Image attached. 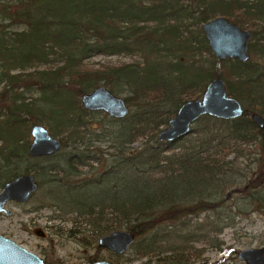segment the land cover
Returning <instances> with one entry per match:
<instances>
[{
	"label": "trees",
	"instance_id": "16d2710c",
	"mask_svg": "<svg viewBox=\"0 0 264 264\" xmlns=\"http://www.w3.org/2000/svg\"><path fill=\"white\" fill-rule=\"evenodd\" d=\"M2 5L4 14L8 8L18 7L7 16L11 24L24 25V30L8 32L1 25L0 83L2 94L10 97L12 104L5 113L0 104V117L8 113L10 118L1 123L9 130L24 121L35 123L43 118L48 122L53 134L61 136L62 149L67 145L75 149L67 158L68 171L56 169L55 174L79 175L77 166L86 164L79 159H90L91 144L80 149L87 134L85 117L101 111L84 109L80 95L97 83L109 85L113 93L126 94V117L115 119L104 113L115 126L113 133L104 134L110 136L111 151L97 152L102 158L105 154L107 169L80 187L109 180L111 194L104 201L70 200L65 207L74 215L71 220L92 226L96 237L123 225L136 240L172 223L185 233L163 229L169 237L164 241L167 244L159 245L160 240L153 238L137 255L156 256L154 264H192L200 252L191 243L207 238L208 231L220 229L219 223L209 221L193 226L196 233L191 234L187 215L221 208L223 200L215 194L228 173L229 154L242 155V145L249 143H258L264 154V128L258 129L248 118L252 112H264V0H6ZM215 16H224L251 32L247 61L218 60L212 54L201 25ZM120 53L135 59L97 68L83 65L91 56ZM17 68L21 71L12 73ZM27 68H37L40 74L41 79L35 82L42 91L38 98L16 93L32 74ZM215 77L225 81L228 95L246 104L247 119L205 115L187 135L158 141L157 132L176 109L184 101L200 97ZM49 93L60 96L59 101H51ZM36 100L60 107V118L41 113ZM138 140L141 146L133 150L132 144ZM0 141L3 166L11 167L15 159L28 157L26 141H17L11 148L2 135ZM261 166L264 168V163ZM26 169L22 170L29 171ZM44 171L34 169V175ZM11 172L5 179L16 174ZM126 179L133 192L123 196ZM263 187L264 182H253L249 188L254 192L251 199L258 200V208L264 210ZM63 195L54 199L63 204ZM215 213L216 219L223 218Z\"/></svg>",
	"mask_w": 264,
	"mask_h": 264
},
{
	"label": "rangeland",
	"instance_id": "374dc122",
	"mask_svg": "<svg viewBox=\"0 0 264 264\" xmlns=\"http://www.w3.org/2000/svg\"><path fill=\"white\" fill-rule=\"evenodd\" d=\"M5 4L6 0H2ZM18 7L14 6L8 8V11L1 17V24H4V29L8 32H15L24 30V25L11 24L7 13L16 11ZM1 51V50H0ZM135 59L133 55H126L123 53L112 55H95L84 59L83 65L85 67L97 68L100 64H119L123 62H130ZM264 61V58H263ZM60 63V62H59ZM58 63V64H59ZM262 65V61H261ZM264 67V66H263ZM40 67L39 69H42ZM27 72L32 73L31 76L24 80L23 83L16 89V93H23L27 97L38 98L42 95V91L35 85L41 77L38 74L37 68H27ZM264 70V68L262 69ZM21 69H14L12 73H17ZM2 85L0 83V104L4 106L1 111L4 113L8 110L11 104V98L2 94ZM29 85L26 89V86ZM104 85L95 84L94 87ZM109 89V85L105 84ZM93 87V88H94ZM91 88L90 90H92ZM89 90V91H90ZM88 91V92H89ZM14 92H10L9 95ZM122 98L126 96L124 93H114ZM48 98L51 101H59L60 96L53 93L48 94ZM36 104H40L41 113L47 115L51 113L55 116H59L60 107H54L50 104L36 100ZM60 106V104H58ZM246 107L245 103H242ZM129 107V106H128ZM10 112V110H9ZM63 112V111H62ZM264 118V112L256 111ZM2 115V114H1ZM58 118V119H59ZM108 116L102 112L94 113L85 117L87 119V134L85 135V144H82L80 149L91 144L89 148L90 159H79L84 161L85 165H78L77 170L79 175H67L55 174L50 167H56L59 170L68 171V156L72 154L75 149L67 145L64 149H60L57 154L48 159H34L31 157L19 158L20 160H14V164L11 167L3 166V161L0 159V188L5 181V178L13 173H21L22 169L33 164L35 166H44V174L35 176L38 187L36 193L31 197L28 203L18 204L15 202H9L5 204V208L11 211L10 215L0 212V235H3L14 243L20 245L26 250L37 255L41 259H44L47 264H69L77 261H84L88 258L97 256L99 259H106L112 264H154L153 261L156 256L142 255L138 256L137 251L141 250L144 243L147 245L151 239H159V245L164 243L168 239V235L164 231L178 230V235H183L185 232L179 231L180 227L172 225V223H166L169 225L159 226L148 235H144L139 240H134L133 244L128 248L124 254L113 255L104 248L97 246V237L95 236L92 226L86 223L78 222L74 223L72 213H69L68 207L70 200H78L82 203H89L94 201H104L111 194L112 183L109 180H105L102 184L89 185L84 189H80L81 185L89 180L98 178L100 172L107 169V160H105V154L103 158L97 152L109 153L111 144L109 141V134L113 133L115 126L111 125L108 120ZM9 114L2 115L0 117V135L7 139L10 148L17 143V141L23 144L25 141L28 144L31 141L30 127L33 124L43 125L50 135L61 139L60 135H54L50 129L48 122H45L43 118L31 123L24 121L21 126H15L12 130H7L5 125L1 122L9 120ZM10 121V120H9ZM197 124V123H196ZM194 123L191 128L195 129ZM26 132V133H25ZM25 133L24 138L21 136ZM62 140V139H61ZM183 142L177 145L178 147ZM2 142L0 141V145ZM141 146V140L132 144L133 150ZM243 154L235 156L233 153L229 154L228 160L230 161L229 170L225 178L221 181L220 198L223 200L221 208L213 211L200 212L198 214L187 215V219H191L189 229L190 233L193 226L196 224H207L209 221L212 224H217L219 231H208L206 233L207 238L204 240H197L191 245L195 248V251L200 252L198 260H194L192 264H213L224 260L223 264H244L238 261L236 258V251L246 247H260L264 245V210L259 207V201L251 199L250 193H254L253 189L249 188L253 182H264L263 171L261 166L264 160L261 154L258 143H249L242 145ZM21 150V149H20ZM23 151V150H21ZM27 156V155H26ZM95 158V159H93ZM14 159V158H13ZM106 161L98 163L97 161ZM112 158H110V162ZM18 166V170H13ZM21 167V168H20ZM20 169V170H19ZM54 177V178H51ZM128 178V177H127ZM50 179H54L49 183ZM82 188V187H81ZM57 190V191H56ZM58 192V193H57ZM64 193V203L58 202L54 199L57 194ZM132 186L126 179V188L123 191V196L132 193ZM264 192V187L261 189V194ZM230 193V198L226 200V194ZM256 195V194H254ZM52 196V197H50ZM250 196V197H249ZM108 200V199H107ZM181 198L177 201L180 202ZM221 215V219H216L217 214ZM228 223V224H227ZM41 229L43 236L36 235L34 231ZM117 229H125L122 225ZM205 231V232H206ZM202 235V232H197ZM84 240V241H83ZM86 241L90 243H86ZM140 243V246H138ZM173 243V242H172ZM235 251V254H234ZM160 253V249L158 251ZM143 253V252H141ZM165 255V254H164ZM150 257L152 260H150ZM159 264H163L159 262Z\"/></svg>",
	"mask_w": 264,
	"mask_h": 264
},
{
	"label": "water",
	"instance_id": "95a60500",
	"mask_svg": "<svg viewBox=\"0 0 264 264\" xmlns=\"http://www.w3.org/2000/svg\"><path fill=\"white\" fill-rule=\"evenodd\" d=\"M208 47L218 60L237 59L245 62L249 59L248 41L251 32L242 29L224 16H215L201 25ZM81 106L91 112L101 111L109 117L122 119L129 113L124 98L111 92L106 86L99 85L89 92L80 95ZM244 109L238 99L228 95L225 81L221 77L211 79L205 86L202 95L184 101L157 132L158 141H173L187 135L192 125L202 116L208 115L217 119H234L241 117ZM252 119L259 129L264 128L263 119L258 113ZM32 141L28 154L31 157L46 156L58 152L62 143L59 138L49 134L41 124L30 127ZM37 190V184L31 174H20L7 181L0 188V212L10 215L4 205L9 200L28 202ZM36 235L43 236L38 229ZM135 240L134 234L123 229H114L98 239V244L124 254ZM237 258L245 264H264V245L246 247L237 252ZM0 264H45L40 257L0 235ZM84 264V263H83ZM87 264H111L107 260H98Z\"/></svg>",
	"mask_w": 264,
	"mask_h": 264
},
{
	"label": "flooded vegetation",
	"instance_id": "af4514ba",
	"mask_svg": "<svg viewBox=\"0 0 264 264\" xmlns=\"http://www.w3.org/2000/svg\"><path fill=\"white\" fill-rule=\"evenodd\" d=\"M3 3H2V0H0V20H1V17L4 15V10H3V5H2ZM1 22H0V30H1ZM240 103H241V106L243 107V109H244V114H245V107H244V105H242V102L240 101ZM256 112V111H255ZM255 112H252L250 115H249V117L248 118H250L251 119V121H253V123L257 126V124L254 122V120L252 119V114L253 113H255ZM256 113H258V112H256ZM244 114L241 116V117H238V118H234V119H247V117L246 116H244ZM259 114V113H258ZM260 116H261V118L263 119L262 121H263V124H264V118H263V116L261 115V114H259ZM234 119H223V120H234ZM264 127V126H263ZM257 128H258V126H257ZM192 129V128H191ZM259 129V128H258ZM263 129V128H262ZM191 131V130H190ZM61 140V139H60ZM31 141H32V137H31ZM30 141V142H31ZM61 143H62V145H63V141L61 140ZM30 144V143H29ZM29 144H28V147H27V154H28V148H29ZM61 148H62V146H61ZM260 151H262L261 149H260ZM56 153H58V152H56ZM56 153H54V154H56ZM54 154H51V155H46V156H38V157H31V156H29V154H28V156L29 157H31V158H34V159H47L46 157H49V156H52V155H54ZM261 154L263 155V157H264V154L261 152ZM77 160V159H76ZM79 165H81V164H79ZM27 169H29V171H25V170H22L21 171V173H16L15 175H13V177H11V178H9V179H5V181H4V183H6L7 181H9V180H11V179H13V178H15L16 176H18V175H20V174H31L33 177H34V179H35V176L36 175H34V169L35 170H40V169H43V171L44 170H46L45 169V167L44 166H35V165H33V164H30V166H28V167H26ZM26 169V170H27ZM50 169L51 170H56L57 168L56 167H50ZM44 173V172H43ZM51 178H54V177H51ZM54 179H50V181H48V182H51V181H53ZM35 182H36V184H37V181H36V179H35ZM3 183V184H4ZM3 184H2V186H3ZM1 186V187H2ZM37 187H38V184H37ZM36 193V192H35ZM34 193V194H35ZM193 193H197V192H192V194ZM203 194L205 193V192H202ZM34 194H32L31 195V197L34 195ZM215 195H217V196H219L220 195V192H217ZM230 193H227L226 194V200H228L229 198H230ZM31 197H30V199H31ZM29 199V200H30ZM9 202H15V203H18V204H23L22 202H18V201H15V200H9L7 203H9ZM29 202V201H28ZM28 202H25V203H28ZM7 203H5V204H7ZM4 207H5V205H4ZM6 209V208H5ZM10 211V210H9ZM11 212V211H10ZM36 230H38V229H36ZM40 231H41V229H39ZM42 233H43V231H41ZM34 233H36L35 231H34ZM44 234V233H43ZM100 237V236H99ZM99 237H97V246L99 247V248H104V249H106L107 251H109L110 253H112L113 255H117V253H115L114 251H112V250H110V249H107V248H105V247H101V246H99V244H98V239H99ZM84 241V240H83ZM86 243H90L89 241L87 242L86 241ZM234 254H235V251H234ZM200 257V256H199ZM199 257L197 258V260L199 259ZM236 258H237V251H236ZM238 259V258H237ZM45 264H47L46 262H45V260L44 259H41ZM98 260H106V259H99L97 256H94V257H91V258H88V259H86V260H84V261H77V262H74V263H69V264H87V263H93V262H96V261H98ZM108 261V260H107ZM238 261H240L239 259H238ZM223 262H224V260H221V261H217V262H215V263H213V264H223ZM240 262H242V261H240ZM244 263V262H243ZM112 264V263H111ZM245 264V263H244Z\"/></svg>",
	"mask_w": 264,
	"mask_h": 264
},
{
	"label": "bare ground",
	"instance_id": "6f19581e",
	"mask_svg": "<svg viewBox=\"0 0 264 264\" xmlns=\"http://www.w3.org/2000/svg\"><path fill=\"white\" fill-rule=\"evenodd\" d=\"M129 114V113H128Z\"/></svg>",
	"mask_w": 264,
	"mask_h": 264
}]
</instances>
